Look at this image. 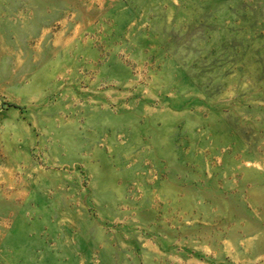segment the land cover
Here are the masks:
<instances>
[{"label": "rangeland", "instance_id": "374dc122", "mask_svg": "<svg viewBox=\"0 0 264 264\" xmlns=\"http://www.w3.org/2000/svg\"><path fill=\"white\" fill-rule=\"evenodd\" d=\"M0 264H264V0H0Z\"/></svg>", "mask_w": 264, "mask_h": 264}]
</instances>
